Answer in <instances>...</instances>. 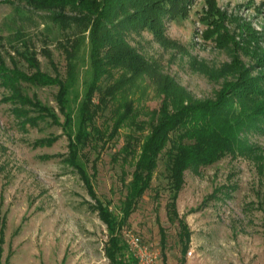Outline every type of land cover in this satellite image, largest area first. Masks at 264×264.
<instances>
[{
    "label": "rangeland",
    "instance_id": "obj_1",
    "mask_svg": "<svg viewBox=\"0 0 264 264\" xmlns=\"http://www.w3.org/2000/svg\"><path fill=\"white\" fill-rule=\"evenodd\" d=\"M9 1L0 2V54L7 66L33 72L18 54L24 52L27 41L43 72L56 74L53 61L64 76L66 60L59 47L62 29L49 13L32 10L25 0ZM184 6V11L165 20L167 44L147 30L127 33L129 43L155 61L163 75L175 79L194 100L203 101L214 99L225 80H238L211 75L224 65L238 61L250 69L251 77L264 73L259 63L264 57V0H188ZM87 36L81 37L76 78L68 96L71 134L78 130L79 106L92 81ZM23 86L27 95L54 110L63 123L56 101L58 87ZM8 94L0 86L2 264H111L105 252L107 227L92 210L95 202L79 174L64 161L69 154L65 131L50 119L37 125L20 124L13 105L5 101ZM132 97L148 113L158 110L163 98L149 79L136 83ZM97 123L104 129L105 116ZM149 132L148 126L144 135ZM126 133L127 129L121 130L105 146L103 142L90 145L85 151L90 160H82L98 197L115 215H120L134 170L131 164L122 166L117 161ZM47 138L57 140L51 146H36ZM249 140L256 149L251 154L228 155L212 166L186 172L176 209L191 233L189 243L181 238L179 221L168 214L170 190L164 160L150 190L124 225L122 240L126 232L140 236L160 254L159 264H264V134L253 133Z\"/></svg>",
    "mask_w": 264,
    "mask_h": 264
},
{
    "label": "trees",
    "instance_id": "obj_2",
    "mask_svg": "<svg viewBox=\"0 0 264 264\" xmlns=\"http://www.w3.org/2000/svg\"><path fill=\"white\" fill-rule=\"evenodd\" d=\"M186 1L25 0L32 10L49 13L51 21L62 29L64 39L59 41V47L66 60L65 75L59 73L53 61L51 65L56 74L43 72L37 53L27 41L23 42L24 52L18 54L32 73L18 66L8 67L0 54V86L9 90L5 101L13 105L12 112L18 122L37 125L50 119L65 131L69 154L64 161L79 174L95 202L90 205L92 210L98 212L107 227L109 241L105 252L111 264H137L121 238V231L150 190L161 160L165 161L170 190L168 214L171 220L179 221L181 238L189 243L191 233L176 209L186 172L212 166L228 155L251 154L256 149L250 145V136L264 134V73L251 77L250 69H244L238 61L224 65L219 73L211 75L223 79L234 76L238 80H225L214 99L198 101L175 79L163 75L155 61L129 43L128 32L147 30L156 40L167 44L165 20L184 11ZM0 2L10 3L9 0ZM86 34L92 81L79 106L78 130L71 134L67 129L72 123L68 96L76 78L81 37ZM43 52L51 58L50 51ZM259 63L264 66V57ZM145 79L155 82L163 97L160 108L151 113L137 106V100L132 97L133 87ZM24 84L58 87L56 101L64 116L63 123L54 110L43 105L37 97L27 95ZM143 115L148 119L141 120ZM101 116L106 118L104 129L97 125ZM148 126L150 132L144 135ZM123 129L128 133L117 161L122 166L131 164L134 170L127 195L121 202L120 215H115L110 205L98 197L82 160H90L85 152L90 145L99 146L103 142L105 146L117 139ZM56 140L43 139L36 146H51ZM92 168L97 170L96 164ZM2 245L0 234V264ZM187 250L185 244V255Z\"/></svg>",
    "mask_w": 264,
    "mask_h": 264
},
{
    "label": "built area",
    "instance_id": "obj_3",
    "mask_svg": "<svg viewBox=\"0 0 264 264\" xmlns=\"http://www.w3.org/2000/svg\"><path fill=\"white\" fill-rule=\"evenodd\" d=\"M123 237L137 264H159L160 254L145 243L140 236L126 232L123 233ZM191 255L190 252L189 256Z\"/></svg>",
    "mask_w": 264,
    "mask_h": 264
}]
</instances>
